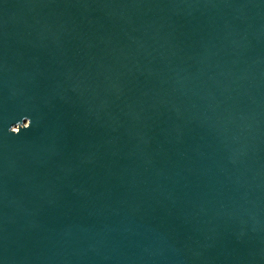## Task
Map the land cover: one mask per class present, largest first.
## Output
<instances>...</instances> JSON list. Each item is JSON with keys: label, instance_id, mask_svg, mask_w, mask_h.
<instances>
[{"label": "water", "instance_id": "obj_1", "mask_svg": "<svg viewBox=\"0 0 264 264\" xmlns=\"http://www.w3.org/2000/svg\"><path fill=\"white\" fill-rule=\"evenodd\" d=\"M0 264H264V0H0Z\"/></svg>", "mask_w": 264, "mask_h": 264}, {"label": "clouds", "instance_id": "obj_2", "mask_svg": "<svg viewBox=\"0 0 264 264\" xmlns=\"http://www.w3.org/2000/svg\"><path fill=\"white\" fill-rule=\"evenodd\" d=\"M10 131H11L12 133L16 134V133L14 132L13 127L10 128Z\"/></svg>", "mask_w": 264, "mask_h": 264}]
</instances>
